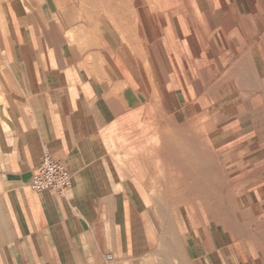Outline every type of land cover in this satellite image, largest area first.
<instances>
[{
    "label": "crops",
    "instance_id": "1",
    "mask_svg": "<svg viewBox=\"0 0 264 264\" xmlns=\"http://www.w3.org/2000/svg\"><path fill=\"white\" fill-rule=\"evenodd\" d=\"M0 264H264V0H0Z\"/></svg>",
    "mask_w": 264,
    "mask_h": 264
},
{
    "label": "built area",
    "instance_id": "2",
    "mask_svg": "<svg viewBox=\"0 0 264 264\" xmlns=\"http://www.w3.org/2000/svg\"><path fill=\"white\" fill-rule=\"evenodd\" d=\"M72 184V174L64 163L54 159L49 153H44L29 187L34 191L49 190L57 195H64Z\"/></svg>",
    "mask_w": 264,
    "mask_h": 264
}]
</instances>
